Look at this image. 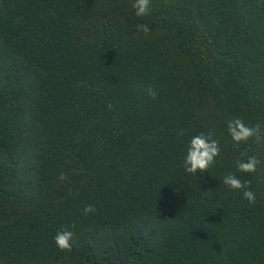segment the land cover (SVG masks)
I'll list each match as a JSON object with an SVG mask.
<instances>
[{
	"label": "trees",
	"instance_id": "1",
	"mask_svg": "<svg viewBox=\"0 0 264 264\" xmlns=\"http://www.w3.org/2000/svg\"><path fill=\"white\" fill-rule=\"evenodd\" d=\"M132 2L0 0V264H264V0ZM209 132L220 155L187 173Z\"/></svg>",
	"mask_w": 264,
	"mask_h": 264
},
{
	"label": "clouds",
	"instance_id": "2",
	"mask_svg": "<svg viewBox=\"0 0 264 264\" xmlns=\"http://www.w3.org/2000/svg\"><path fill=\"white\" fill-rule=\"evenodd\" d=\"M131 7L135 10L137 17L148 16L152 11L151 0H133ZM151 32L150 27L147 24L137 25V35L143 33L147 37ZM146 94L155 99L157 96L156 90L152 86H148L145 89ZM109 109H112V105H108ZM228 131L232 140L237 146L240 144H246L252 138H255L259 143L261 140L260 128L258 125L249 126L244 122L242 118H235L228 121ZM183 135V131L180 133ZM213 133L209 132L207 135L201 133L191 138L187 152L184 156V169L187 173L197 175V173H205L209 171L211 166L215 163L216 158L221 153L219 141L213 139ZM260 160L255 156H249L247 160H237L236 165L241 173H256ZM60 180L66 179V174L61 173ZM223 185L228 188L242 192L243 198L250 203L256 202V195L251 189L250 180H242L235 174H228L223 177ZM97 211L95 205H86L83 209L85 215L95 213ZM75 233L68 229L59 231L54 237L55 243L61 251L71 252L73 250V241L75 239Z\"/></svg>",
	"mask_w": 264,
	"mask_h": 264
}]
</instances>
